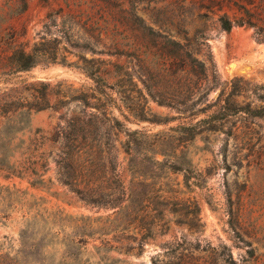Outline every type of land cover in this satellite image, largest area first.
<instances>
[{
  "label": "rangeland",
  "instance_id": "obj_1",
  "mask_svg": "<svg viewBox=\"0 0 264 264\" xmlns=\"http://www.w3.org/2000/svg\"><path fill=\"white\" fill-rule=\"evenodd\" d=\"M27 2V10L10 18L0 35L15 36L27 49L45 39L51 46L61 48L75 63H42L14 75L11 84H0L47 82L54 106L33 113L31 127L22 135L31 149L25 154L17 151L13 160L24 170L23 177H1V181L11 186L15 184L29 204L37 203L32 207L33 212L40 203L42 211L52 218L106 216L109 210L87 205L64 183L62 173L69 171L66 152L81 148L85 158L75 165L77 175L72 180L84 188L88 181L98 183L109 176L113 167H118L123 176L128 175L127 129L136 131V138L141 140L180 138L172 147L165 146L166 150H176L181 158L192 159L206 180L203 187L193 186V191L181 185L187 193L181 195L184 200L179 208L185 207V199L193 196L200 206V221L193 227L182 221L187 220L184 215L167 212L166 230L147 241L140 254L115 250L110 255L120 258L119 264H264V117L239 115L220 125L219 130L204 132L190 140L179 137L178 131L171 129L188 123V114L160 104L148 89L155 94L172 96L169 100L173 102L186 104L207 98L189 94L192 77L189 66L174 74L177 70L174 53L179 50L206 61L210 74L212 69L217 70L218 84L211 91L209 101L215 100L222 90H229L231 81L240 77V84L246 86L247 91L237 100L264 104L258 98L264 96V43L256 40L253 28L234 25L230 31H225L220 21L225 14L237 20L243 15L241 5L262 8L264 0ZM21 4V0H0V10L8 12ZM259 25L264 27V21H259ZM175 42H180L182 47ZM2 50L0 47V53ZM84 57L102 60L101 66L108 70L111 83L120 81V77L112 75L117 65H123L134 74L136 86L119 82V87L110 90L117 105L109 110L127 129L112 128L110 113L108 118L102 114L94 116L96 108L75 100L77 96L91 94L95 86L80 67ZM118 89H132L131 99H120ZM134 110H144L150 119L137 118ZM75 135L83 142L80 147L66 138ZM88 153L100 154L102 158L87 159ZM113 153L119 157L116 163L109 158ZM159 158L163 159V155ZM61 159L65 161L60 170L58 161ZM183 178V173H172L164 180L169 179L173 184L182 182ZM34 180L35 186L31 184ZM4 210L1 206V215ZM23 212L22 209L8 211V218L0 219V244L7 241L4 246L19 247ZM232 222L237 227H232ZM94 244H100V240L89 243L82 254L84 259L94 256ZM48 250L58 259L64 253L62 245L51 246Z\"/></svg>",
  "mask_w": 264,
  "mask_h": 264
},
{
  "label": "trees",
  "instance_id": "obj_2",
  "mask_svg": "<svg viewBox=\"0 0 264 264\" xmlns=\"http://www.w3.org/2000/svg\"><path fill=\"white\" fill-rule=\"evenodd\" d=\"M21 1L22 4L18 8H11L8 12L0 10V30L10 18L27 10V0ZM240 10L243 15L237 20L230 19L226 14L220 18L222 29L230 31L234 25L249 26L254 29L256 40L264 43V27L259 25V21H264V6L253 9L241 5ZM175 44L179 48L182 47L180 42ZM0 47L3 48L0 53V84H11L14 75L29 71L42 63L61 62L68 65L75 63L69 60L61 48L51 46L45 39L27 49L24 44L17 42L15 36L0 35ZM83 62L80 67L94 81L95 86L91 94L77 96L75 100L96 108L94 116L102 114L108 118L110 113L112 128L119 130L126 128L122 120L109 110L110 107L117 105L110 90L119 87V82L136 86L134 74L123 65H117V70L112 75L120 77V81L111 83L108 80V70L101 66L102 60L84 57ZM211 63L215 66L213 58ZM174 64L177 66L174 74L182 71L184 66H189L188 71L192 77L188 90L191 96L199 94L207 96L205 100L199 98L186 104L183 101L173 102L169 100L172 96L159 92L155 94L148 88L150 95L160 104L173 106L181 114H188L187 117L190 119L188 123L171 128L178 131L181 135L179 137L195 140L204 132L219 130L220 125L239 115L264 117V104L253 105L252 102L241 103L237 100V97L247 91L246 86L240 84V77L231 81L229 90H222L215 100L209 101L211 91L218 84L217 70L212 69L210 74L206 61L198 59L190 52L182 54L179 50L174 53ZM50 91V84L44 81H24L23 85L0 86V207L5 209L4 215L0 214V219L8 218L10 215L7 214L8 211L15 209L24 211L18 239L20 245L13 249L4 246L7 241L2 242L0 264H119L121 259L112 257L111 252L116 250L126 254H140L147 241L154 239L160 231L162 233L166 230L169 222L166 219L167 212L184 215L187 220L182 221L190 226H197V222L200 221V206L196 199L193 196L187 197L185 207L179 208V204L184 200L181 195L187 193L181 189V185L184 184L189 191H193V186L203 187L206 177L194 166L192 159L181 158L176 150L172 152L166 150L165 146L172 147L180 138L141 140L136 138V131L127 128L126 133L129 136L125 148L128 161L127 176H123L118 167H113L110 175L103 177L100 182L93 181L91 184L88 181L84 188H80L72 179L77 175L75 165L82 162L85 156L81 148L66 152L69 159L66 165L69 171L62 173L64 183L87 205L109 210L108 215L94 218L61 215L59 218H52L42 211L40 203L33 212L32 207L37 203L29 204L15 184L12 186L4 184L1 177L5 179L23 177L24 170L20 169L13 158L17 151L22 150L25 154L31 149L22 135L31 127L32 114L54 108L50 101ZM116 91L124 101L131 99L130 93L133 92L132 89ZM258 98L264 101V96ZM143 111L134 110V115L139 119L149 120ZM201 114L204 116L200 117ZM124 117L128 116L124 114ZM84 137L82 136V139ZM66 138L72 144L78 143L77 147L83 143L79 142L77 135ZM159 155H163V159H160ZM95 158L101 159L102 156L88 153L87 159ZM109 158L115 163L119 159L116 153L110 154ZM64 161L65 159L58 161L60 170ZM172 173H183V181L173 184L169 179L165 181L164 178ZM31 184L35 186L36 181H32ZM231 224L232 227H237L233 222ZM6 238L8 240V236ZM97 240H100V244H94V256L84 259L82 254L87 250L89 243ZM10 244L13 243L10 241ZM58 245L64 247L60 259L48 250L49 247Z\"/></svg>",
  "mask_w": 264,
  "mask_h": 264
}]
</instances>
